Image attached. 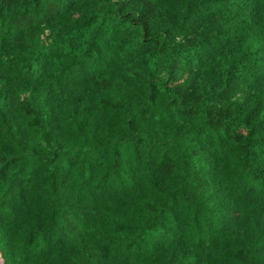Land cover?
I'll return each mask as SVG.
<instances>
[{
	"label": "trees",
	"instance_id": "16d2710c",
	"mask_svg": "<svg viewBox=\"0 0 264 264\" xmlns=\"http://www.w3.org/2000/svg\"><path fill=\"white\" fill-rule=\"evenodd\" d=\"M0 264H264V0H0Z\"/></svg>",
	"mask_w": 264,
	"mask_h": 264
}]
</instances>
